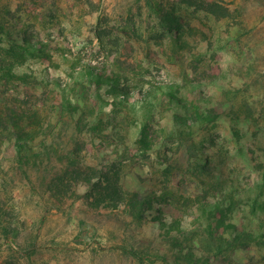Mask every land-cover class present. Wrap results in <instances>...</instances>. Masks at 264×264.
<instances>
[{"label": "rangeland", "instance_id": "1", "mask_svg": "<svg viewBox=\"0 0 264 264\" xmlns=\"http://www.w3.org/2000/svg\"><path fill=\"white\" fill-rule=\"evenodd\" d=\"M0 264H264V0H0Z\"/></svg>", "mask_w": 264, "mask_h": 264}, {"label": "trees", "instance_id": "2", "mask_svg": "<svg viewBox=\"0 0 264 264\" xmlns=\"http://www.w3.org/2000/svg\"><path fill=\"white\" fill-rule=\"evenodd\" d=\"M88 73L91 74V77H96L97 79H104L105 74H102L99 72L98 75L93 70L88 68ZM115 94L120 95L121 98L127 99L129 96H133L134 100L141 102L144 101L145 98H147L149 94L148 91H138V92H132L130 93L129 90H126L125 88H122L121 86L117 85H111ZM16 147L18 150H26L24 144H16ZM99 175L96 178L94 184H90L88 187V190L92 192V195H94L95 204H99V202L105 200L106 203H112L113 206H120L124 205V207L130 212L133 213L134 211L140 212L143 207H147V205H150L152 207V200L149 197H139L137 193L130 192L123 188L121 184V180L119 177H117L118 172L114 170L112 172V168H103L100 169ZM110 205V204H108ZM168 223V222H166ZM209 226V225H208ZM168 227H170L172 230H176L178 232H182L183 227L179 222H174L167 225L165 228V231H168ZM229 232L232 233L233 240H236L238 237H240V232L238 231L235 224L229 222L228 224L224 225V231L222 233Z\"/></svg>", "mask_w": 264, "mask_h": 264}]
</instances>
